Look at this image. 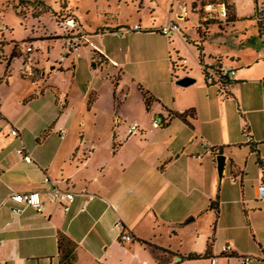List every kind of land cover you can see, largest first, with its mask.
I'll list each match as a JSON object with an SVG mask.
<instances>
[{"label":"crops","instance_id":"obj_1","mask_svg":"<svg viewBox=\"0 0 264 264\" xmlns=\"http://www.w3.org/2000/svg\"><path fill=\"white\" fill-rule=\"evenodd\" d=\"M66 1L67 11L78 18ZM162 1H140V9L144 11V3H150L146 9V20L139 19L141 30L129 32L131 30L122 28L126 26L124 23H119L123 29L121 33L110 25L105 27L110 32L98 29L92 33L80 21L87 35V41L80 47L90 46L91 50L86 51L82 58L71 55V66L76 70L79 63L87 62L88 58L93 66L99 63L110 70L116 86L107 109H101L98 97L88 109L89 117L105 116L106 110L112 112L113 118L116 116L117 122L110 133H83L72 137L62 128L68 116L50 126L40 125L34 135L35 142L16 123V127L11 126L18 129L19 136H13L9 132L10 127L4 126L0 131V200H6L0 207V264H60L57 247L60 231L77 243L75 264H200L199 261L205 264H241V255L255 258L254 246L244 239L246 230L240 220V211L264 212V201L257 194L264 171L246 142L247 130L264 164V74L252 72L253 67L264 64V40L256 27L259 42H253V55L248 56L237 49L235 43L225 41L224 36L235 31L236 22L249 14L254 16L257 0H253V10L248 6L252 0H247L243 6L228 0L227 16L234 17L228 21L227 16H216L218 21L210 20L211 16H201L197 12L200 5L193 6L197 0L190 6L187 0ZM153 4L163 5V18L159 21L151 19L156 12ZM53 11L59 9L56 7ZM195 14L199 15L197 23L189 30L190 15ZM168 20L176 22L180 31L160 33L158 29ZM107 33L123 41L133 36L146 40L142 51L149 56L146 60L152 62L167 61L164 50L168 46L169 60H175L172 53L175 50L176 57L183 58L191 71L193 66L197 69L195 73L187 71L182 75L192 76L195 82L188 86L177 84L180 77L176 76V71L173 75L168 64L163 69H148V75L154 81L139 85L137 75L126 67L129 64L127 52L119 55L104 43L96 42L98 37L104 40ZM36 38L63 40L60 29H46ZM159 38L163 43L161 47L151 42ZM216 38L223 40L213 46L212 41ZM176 40L179 43L175 44ZM181 40L190 46L194 64L188 65L181 53V49L188 50L183 43L180 44ZM239 42L244 43L242 39ZM129 48L126 44V49ZM21 53L24 62L31 63L30 53L25 49ZM215 58L222 65H230L237 70L228 88L231 96H225V89L214 82H205L203 69L216 64ZM64 61L58 60L59 64ZM32 67L31 77L39 71V67ZM22 71L28 75L23 68ZM128 76L131 81L123 86ZM141 88L155 97L149 108L145 105ZM229 102L241 107L238 109L239 118L229 117ZM190 109L195 110V117L188 115L187 121L174 116ZM156 117L164 119L159 127L153 125ZM132 122H137L139 129L129 134ZM47 129H50L49 133L42 138ZM205 143L214 148L221 147V152L228 157L221 184L216 167V155L221 152L216 150L214 155L213 148L209 151ZM92 145L95 148L91 149ZM20 147H26L32 162H27L17 153ZM238 150L249 155L246 161L237 156ZM46 175L56 180L60 187L75 192L76 199L69 210L65 211L61 204L43 195L44 210L19 205L21 212H15L13 207L17 204L7 199L8 195L13 191L41 190ZM228 179L229 182H225ZM248 182L252 191L246 190ZM89 194H94L95 198L89 199ZM217 196L218 212L210 208L211 201ZM208 208L216 212V237L212 244L197 246L199 229L186 226L202 217ZM224 209H228L227 218H223ZM237 217L238 224L235 222ZM125 233L130 234L132 240H123L121 236ZM142 240L167 251L153 250ZM226 243L233 245L231 255L221 252V246ZM191 253L202 256L187 258ZM212 257L216 258L215 263L211 262ZM258 258L262 260L258 263L264 264V255Z\"/></svg>","mask_w":264,"mask_h":264},{"label":"rangeland","instance_id":"obj_2","mask_svg":"<svg viewBox=\"0 0 264 264\" xmlns=\"http://www.w3.org/2000/svg\"><path fill=\"white\" fill-rule=\"evenodd\" d=\"M18 1L19 0H0V104L1 112L5 117L1 120L2 125L9 128L11 125L15 126L14 123H16L23 128L24 132L28 133L30 138L33 137L32 139L34 142L36 141L34 135L37 133L40 125L50 126L54 121L57 123L59 119L63 120L66 116H68V121L64 123L62 128L64 127L66 134H70L72 137H79L80 134L83 133H85V135L89 133H110L112 127L117 122L116 116L113 118L112 112L106 110L104 111L105 116L93 118L89 117L90 113L88 110L95 97L99 98L101 109H107L106 106L109 105L112 99V92L116 86L110 74V70H107L103 64L99 63L93 66L92 60L88 58H86L87 62L84 61L79 63L76 70H73L71 66V56L62 64H59L58 60L61 59L65 52L64 40L36 38L44 34L46 29L51 31H55L56 29L59 30L54 18L53 9L56 7L60 9L61 5L64 7L68 6L67 1L45 0V3L48 5V11L44 13H40L39 11L32 13L30 8L27 11L25 8H22L25 10V12L22 13L15 5ZM68 1L70 6L75 10L79 21H81L84 27L92 33L96 32L98 29H106V25H108V27L109 25L113 26L116 30V27H118V31L121 33L120 30L123 29L119 27V23H124L126 27H133L134 24L139 23V19L141 18L144 22L148 15V11H146L147 6L150 5L149 2H145L144 6L146 9L144 11V9H140L141 0ZM192 1L194 0H187L189 6ZM217 1L219 0H200L202 3ZM225 1L227 3L228 0ZM231 1L241 6L247 2V0ZM162 2L164 3L165 0ZM200 2L198 3V5H200L198 11L199 9L203 11L204 9ZM257 2L259 7L264 6V0H257ZM153 5L156 8V12L151 19L159 21L163 18V5ZM248 6L253 10V0L252 4ZM255 6L256 4L254 7ZM204 12L206 11H203L202 14ZM173 16L174 18L177 16L175 11ZM198 16L197 14L190 15L191 21L188 23L189 30L197 23ZM256 27V18H254V16L251 17L249 14L245 19L236 22L235 31L233 33L229 31L228 34L224 36V40L229 41V43H235L237 49L248 54V56H252L255 49L253 42H259ZM106 32H110V30L106 29ZM129 32H132V30ZM30 37L34 38L31 40ZM130 38L131 39L128 41H123L120 40L119 37L113 36L112 33H107L104 40H102V37H98L96 42L100 45L104 43L113 53L119 55L123 54V52H127L126 59L129 64L126 67L129 71L137 75L136 80L138 79L139 85L150 84L154 81L148 75V69H163L168 67L169 64L172 71L173 62L168 58V46L167 48L165 46L164 50L167 61L160 59L159 61L152 62L146 60L149 59V56L142 51V46L146 43V40L134 36ZM165 38L168 41V37L165 36ZM240 39L244 41V46L241 44L242 42H239ZM161 40L162 39L159 38L151 42L161 47L163 44ZM222 40L219 38L214 39V41H212L213 46H217ZM176 43L179 42L176 40L175 44ZM182 43L188 50L181 49V53L186 57L188 65L194 64L193 52L190 53L189 50L190 46L184 40L180 44ZM16 44H19L21 50H24L27 44L32 45L33 51L30 53L31 58L29 57V59L32 60L31 63L33 66L39 67L36 76L31 77L23 73L22 68L25 60L23 55L12 58L10 65H8V61L10 60V56ZM126 44L130 46L129 49H126ZM259 45L263 46L262 43H259ZM88 50H91L90 46H86L85 48L80 47L78 49L80 58L85 57V52ZM172 53L175 58L177 52L173 50ZM74 55L77 56V53L75 52ZM185 65L187 66V64ZM60 66L63 67L61 68ZM187 67V69L181 67L177 68L176 76L182 77L185 72H190V66ZM191 72L195 73L197 69L193 66ZM252 72L254 74H264V64L253 67ZM130 81L131 78L128 76L125 78L122 85L126 86ZM65 104L66 106L64 107ZM227 106L230 114L229 117L239 118L240 111H238V109H241V107L235 102H229ZM241 118H243L242 115ZM123 120H125V118H122V121ZM4 130L6 131V128ZM237 156L241 161H246L249 155L246 154L245 151L239 152L238 150ZM250 171L251 175V168ZM225 182H229V179ZM246 190H253L249 182L248 184L246 183ZM207 210L208 211L205 212L202 217L186 226L188 229L191 227L199 229L200 236L197 239V246H206L208 243L212 244L216 237L217 225L214 223L216 212L209 208ZM227 210L228 209H224L223 218H227ZM251 212L252 210L242 209L240 211V220L242 224L244 223L245 225L246 233L244 234V239L254 246V262L255 264H259L258 262L262 260L258 257L264 255V212ZM235 222L237 224L239 223L238 217ZM221 260L224 259L221 258ZM199 263L205 264L204 261H199Z\"/></svg>","mask_w":264,"mask_h":264},{"label":"built area","instance_id":"obj_3","mask_svg":"<svg viewBox=\"0 0 264 264\" xmlns=\"http://www.w3.org/2000/svg\"><path fill=\"white\" fill-rule=\"evenodd\" d=\"M259 6V5H258ZM204 11L206 12H214L218 17H226L228 14V6L225 0H219L217 2H206L203 6ZM259 12L261 14H264V6L259 7ZM1 22V20H0ZM57 25L60 29L62 38L65 42V52L61 57V61H64L71 55H74L75 52L79 56L78 49L79 47L87 41V35L84 32L82 28V24L79 21V19L74 14L69 15H62L58 18ZM140 24H134L132 28H129L127 30H141ZM159 32L162 34H168L169 32H179L180 26L171 20H168L163 26H161L158 29ZM122 32V31H121ZM26 53H31L33 51V47L31 44H27L25 47ZM207 69L208 77L207 81L216 83L219 79V76L217 75L216 71L213 69L214 67L207 66L204 67ZM23 70L28 75L33 74V67L30 61L24 62ZM236 69L233 68L230 65H222L220 68V75L223 77L233 78L236 75ZM125 96V94L122 96V98ZM3 119V115L0 112V131L3 130L4 126L1 123V120ZM164 123V119L162 117H156L153 121V125L155 127H159ZM139 129V124L137 122H132L129 126L128 132L129 134H132ZM9 132L13 136H19V131L17 128L10 126ZM63 134V132H62ZM247 144L253 142L252 137L249 133H247ZM206 148L210 151L212 148L214 149V146H209L208 143H205ZM95 148V145L91 146V149ZM17 153L21 155L24 160L27 162H32V156L26 149V147H20L17 149ZM201 155L199 154L198 157ZM257 194L258 198L261 201H264V178L262 182L257 187ZM45 195L46 198L52 202H58L62 205L65 211L69 210L71 204L76 199V194L71 189H65L58 185L57 181L52 179L50 176L46 175L43 179V188L41 190H35V191H28V192H17L13 191L11 192L7 199L11 200L17 206L13 207V210L15 212H21V207L19 205H29L34 207L38 211H42L45 208V202L42 199V196ZM89 199L95 198L94 194L88 195ZM6 203V200H0V207ZM123 240H132V236L130 234H123L122 236ZM221 252L223 254L231 255L233 253V245L231 243H226L221 246ZM239 259L241 261V264H252L254 261L253 256L251 255H241L239 256ZM216 258L212 257L211 262L215 263Z\"/></svg>","mask_w":264,"mask_h":264},{"label":"trees","instance_id":"obj_4","mask_svg":"<svg viewBox=\"0 0 264 264\" xmlns=\"http://www.w3.org/2000/svg\"><path fill=\"white\" fill-rule=\"evenodd\" d=\"M199 2H200V0H197L193 4V6L197 7ZM200 4L203 7L205 3L200 2ZM15 5L22 13L25 12V10H23L22 8H25L26 11L30 8L32 13L38 12V11L40 13H44V12L48 11V6L45 4L44 0H19L18 3H16ZM203 11L200 9H199V11L197 10V12L201 16H204V15H206L208 17L211 16L210 20L218 21V19H215V17L217 16L216 13L204 12L202 14ZM69 14H71V13L69 11H67L66 6L64 7L61 5L59 11L54 12V18L57 22L59 17H61L62 15H69ZM233 18H234L233 16L228 15L226 17V20L228 21V20H231ZM254 18H256L257 28L259 30V34L264 40V14H261L259 12L258 2H257V5L255 7ZM122 28L129 29L126 26H123ZM116 31H118V28ZM18 56H22V53H21V48H20L19 44H16L14 51L12 52V54L10 56V60L8 61V65H10V61L12 58L18 57ZM215 61H216V64L211 65V67H214L213 69L216 71L217 75L219 76V79L215 83V85H219L220 88L225 89L224 90L225 96H231V94L228 91V88L230 87V85L232 83V79L228 78V77H223L220 75V68L222 66L221 61L217 58H215ZM172 62H173V75H174V72L176 71L177 68H179V67L187 68V66L184 63V59L179 57V56L175 57V60H173ZM203 72H204L205 82L207 84H209V82L207 81V77H208L207 69L204 68ZM142 91H143V97H144L145 105L147 108H149L151 103L153 102V100H155V97L148 90L142 89ZM188 115L191 117H195V110L190 109L189 111H187L185 113L174 114V116L179 117L184 121H187ZM246 129H247V126H245V130ZM49 131H50V129L45 130L43 132V134L41 135V137L42 138L45 137L49 133ZM246 133H249V132L246 130ZM248 145H249V147H251L252 152L257 155L258 163L261 165V167L264 171V164L260 161V157H259L257 149H254V147H253L254 143L251 142V143H248ZM216 150L221 152L222 148L221 147L214 148L212 150V153L214 155L217 153ZM234 177H235V175H234ZM210 208L215 209L217 212L219 211V198H218V196L214 200L211 201ZM141 242L144 243L146 246L153 248V250H159V251L161 250L163 252L167 251L166 249L159 247L155 244H152L149 241L142 240ZM57 247H58L60 264H75L77 243L63 231H60L57 234ZM204 255H206V254H204ZM201 256L202 255L197 254V253H191L187 256V258L196 259V258H200Z\"/></svg>","mask_w":264,"mask_h":264},{"label":"water","instance_id":"obj_5","mask_svg":"<svg viewBox=\"0 0 264 264\" xmlns=\"http://www.w3.org/2000/svg\"><path fill=\"white\" fill-rule=\"evenodd\" d=\"M194 82H195V78L189 75L177 78L176 80V83L182 86H188ZM227 159H228L227 155L223 152L218 153L216 155V167H217L219 184H221L223 176H224ZM263 178H264V172H263Z\"/></svg>","mask_w":264,"mask_h":264}]
</instances>
